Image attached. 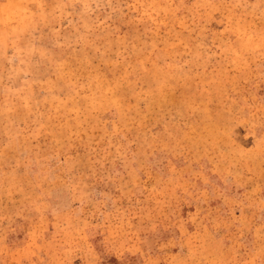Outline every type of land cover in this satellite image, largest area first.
Here are the masks:
<instances>
[{
	"label": "rangeland",
	"instance_id": "374dc122",
	"mask_svg": "<svg viewBox=\"0 0 264 264\" xmlns=\"http://www.w3.org/2000/svg\"><path fill=\"white\" fill-rule=\"evenodd\" d=\"M0 264H264V0H0Z\"/></svg>",
	"mask_w": 264,
	"mask_h": 264
}]
</instances>
